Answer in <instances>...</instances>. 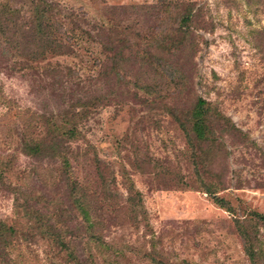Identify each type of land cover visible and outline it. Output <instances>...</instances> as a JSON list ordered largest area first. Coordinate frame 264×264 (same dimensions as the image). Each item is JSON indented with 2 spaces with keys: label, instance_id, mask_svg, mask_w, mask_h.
<instances>
[{
  "label": "rangeland",
  "instance_id": "374dc122",
  "mask_svg": "<svg viewBox=\"0 0 264 264\" xmlns=\"http://www.w3.org/2000/svg\"><path fill=\"white\" fill-rule=\"evenodd\" d=\"M55 1L69 9H82L90 18L97 16L102 4L156 2ZM194 1L196 8H202L207 26L193 35L196 51L187 48L170 60L181 68L186 81L179 87L181 95L173 90L172 94L180 97L163 102L150 99L146 103L140 94L135 96L131 85H110L105 92L114 93L116 102L92 112L82 126L85 139L74 146L79 148L75 150L80 156L78 161L71 162V178L93 188L101 173L111 193V207L123 206L119 208V219L105 221L104 231L114 238L119 251H127L120 264H148L143 253L152 249L169 262L249 264L234 221L250 219L255 213L264 215V0ZM56 60L52 57L49 62ZM58 60L71 67L80 63L76 58ZM131 71L137 74L135 67ZM50 82L41 81L37 75L31 78L13 71L0 72V151L15 155L14 163L19 169L41 166L36 159L20 152L19 137L28 121L38 124L37 117H29L30 114L54 110L56 102L61 103V89L50 88ZM195 97L212 102L245 139L219 133V142L223 144L219 152L203 159L197 154L192 156L177 122L186 117H172L165 107L174 105L180 115ZM56 120L60 121V117ZM38 129L32 128L33 132ZM95 158L101 161L99 170ZM44 163V168L53 167ZM125 177L133 185L130 195L137 193L141 200L143 221L142 213L133 222V213L124 210L129 195ZM110 181L113 185L109 186ZM11 182L17 183L13 178ZM210 183L224 188L216 194L218 203H213L199 187ZM32 186L37 189L38 182ZM105 204V209L109 208ZM97 209L104 210L99 204ZM16 215L13 195L0 186V220L15 221ZM260 241L264 253V228L260 230ZM29 248L22 252L28 263L33 260V264H62L49 258L46 246L43 249L32 244ZM32 252L33 256L29 254Z\"/></svg>",
  "mask_w": 264,
  "mask_h": 264
},
{
  "label": "trees",
  "instance_id": "16d2710c",
  "mask_svg": "<svg viewBox=\"0 0 264 264\" xmlns=\"http://www.w3.org/2000/svg\"><path fill=\"white\" fill-rule=\"evenodd\" d=\"M196 4L194 0L102 4L97 16L90 18L84 10L66 8L55 0H0V72L13 71L31 78L37 75L45 83L51 81L50 88L62 91L57 111L54 108L30 114L37 117L38 124L28 121L19 137L20 152L36 159L40 167L19 169L15 155L0 151V186L13 195L17 214L15 221L0 220V264H33L22 253L32 244L43 249L46 246L49 258L62 264H120L127 251H119L117 242L104 231L105 221L119 219L123 206L111 207V193L101 173L93 188L71 178V162L80 156L74 146L85 139L82 126L92 112L116 102L114 93L105 92L110 85H131L135 96L140 94L146 103L180 97L172 94L173 90L181 95L179 87L186 81L181 68L170 60L187 48L196 51L193 35L207 26L202 8H196ZM261 34L264 39V30ZM52 57L56 63L49 62ZM66 58H76L80 63L71 67L58 60ZM41 62L47 63L40 68ZM132 67L137 69L136 75ZM191 101L180 115L174 105L164 107L172 117H186L177 122L192 156L203 159L219 152L220 145L223 147L219 133L245 139L212 102L201 97ZM36 126L38 132H33ZM43 162L53 167L44 168ZM94 162L99 170L101 161L95 158ZM35 182L37 189L32 186ZM125 185L129 195L124 210L133 213L135 222L142 213L141 200L137 193L130 195L133 185L128 177ZM199 187L213 203L219 202L216 194L224 189L214 183ZM104 202L109 208L105 209ZM97 204L104 210L99 211ZM140 216L143 221L144 214ZM234 226L249 264H264L260 241L264 215L236 219ZM29 254L33 256V252ZM143 258L148 264H192L164 260L155 249L144 252Z\"/></svg>",
  "mask_w": 264,
  "mask_h": 264
}]
</instances>
